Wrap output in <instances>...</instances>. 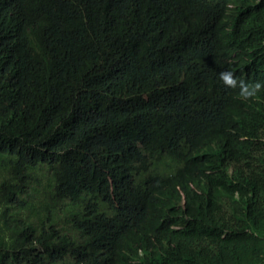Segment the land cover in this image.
Instances as JSON below:
<instances>
[{"label":"trees","instance_id":"1","mask_svg":"<svg viewBox=\"0 0 264 264\" xmlns=\"http://www.w3.org/2000/svg\"><path fill=\"white\" fill-rule=\"evenodd\" d=\"M226 68L264 81V0H0V264H264Z\"/></svg>","mask_w":264,"mask_h":264},{"label":"clouds","instance_id":"2","mask_svg":"<svg viewBox=\"0 0 264 264\" xmlns=\"http://www.w3.org/2000/svg\"><path fill=\"white\" fill-rule=\"evenodd\" d=\"M218 78L226 88L236 89L237 96L242 101H250L264 90V81H246L230 68L220 71Z\"/></svg>","mask_w":264,"mask_h":264},{"label":"bare ground","instance_id":"3","mask_svg":"<svg viewBox=\"0 0 264 264\" xmlns=\"http://www.w3.org/2000/svg\"><path fill=\"white\" fill-rule=\"evenodd\" d=\"M228 7H230V6H228ZM168 20V19H167ZM220 20H226V21H230V22H233L234 20H237V18H233V19H230V20H228V19H226L225 17H223V18H220ZM230 36V34L229 35H227L226 37H229ZM107 64H109V63H107ZM106 64V65H107ZM116 64V63H115ZM214 70V69H213ZM202 74H204V73H202ZM218 83L222 86V87H224L223 86V84L220 82V80H218Z\"/></svg>","mask_w":264,"mask_h":264}]
</instances>
